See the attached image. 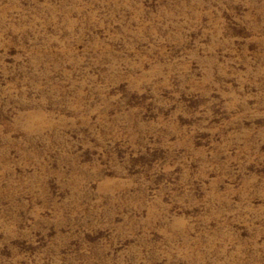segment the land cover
<instances>
[{
  "label": "rangeland",
  "instance_id": "obj_1",
  "mask_svg": "<svg viewBox=\"0 0 264 264\" xmlns=\"http://www.w3.org/2000/svg\"><path fill=\"white\" fill-rule=\"evenodd\" d=\"M0 264H264V0H0Z\"/></svg>",
  "mask_w": 264,
  "mask_h": 264
},
{
  "label": "bare ground",
  "instance_id": "obj_2",
  "mask_svg": "<svg viewBox=\"0 0 264 264\" xmlns=\"http://www.w3.org/2000/svg\"><path fill=\"white\" fill-rule=\"evenodd\" d=\"M27 118H28V116H27ZM30 118V117H29ZM35 118V117H34ZM103 187V186H102Z\"/></svg>",
  "mask_w": 264,
  "mask_h": 264
}]
</instances>
